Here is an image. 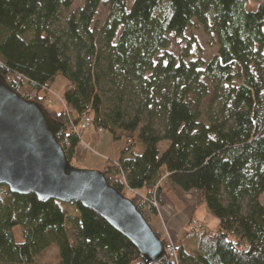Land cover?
Listing matches in <instances>:
<instances>
[{"label":"trees","instance_id":"16d2710c","mask_svg":"<svg viewBox=\"0 0 264 264\" xmlns=\"http://www.w3.org/2000/svg\"><path fill=\"white\" fill-rule=\"evenodd\" d=\"M75 1L0 0V75L64 126L57 139L73 166L85 117L126 140L102 172L165 248L153 225L164 195L199 194L218 224L189 221L179 264H264V0H81L64 15ZM102 5L109 15L96 27ZM192 29L217 42L209 60L167 51L173 41L188 49ZM59 76L58 110L48 92ZM53 245L58 264H148L82 205L0 185V264H37Z\"/></svg>","mask_w":264,"mask_h":264},{"label":"water","instance_id":"95a60500","mask_svg":"<svg viewBox=\"0 0 264 264\" xmlns=\"http://www.w3.org/2000/svg\"><path fill=\"white\" fill-rule=\"evenodd\" d=\"M63 132L38 102L22 98L0 75V185L41 202L80 204L128 239L145 262L160 264L167 258L163 240L102 171L69 162L57 139Z\"/></svg>","mask_w":264,"mask_h":264},{"label":"rangeland","instance_id":"374dc122","mask_svg":"<svg viewBox=\"0 0 264 264\" xmlns=\"http://www.w3.org/2000/svg\"><path fill=\"white\" fill-rule=\"evenodd\" d=\"M106 1L107 0H104V2ZM128 2L129 5L132 6L134 0H128ZM82 3L83 2L81 0H76L73 8L64 15H67L69 13H77L79 9L82 7ZM252 9L254 10L255 8ZM108 15L109 12L107 6L102 5L96 17L95 26L100 27L103 24V22L106 20ZM185 42L191 43V45L188 46V49L184 48L185 47L184 45H186L184 44V42L176 43V41H173L172 46L167 51L177 56L181 54L192 53L195 54L196 56H200L209 60L211 56H213L216 50V46L212 44L213 43L217 44L216 41L213 42L211 39L205 36L201 29L190 30L187 33ZM67 85H68V80L65 77L59 76L56 78V81L52 85L51 90L48 92L50 96L49 104L52 107L58 110L62 107L63 105L62 98ZM46 93L42 92L41 95H44ZM80 146L81 148H85V155L81 157L79 153V158H77L75 167L83 170L102 171L109 163L108 161L109 160L113 161L117 159L121 154L122 150L126 149L128 145L125 139L115 141L109 133L96 131L95 128L91 127L90 131L85 132L82 135V142ZM136 153L137 154L141 153V148L136 149ZM128 196L131 197V194ZM196 196L199 195L198 194L189 195L190 200L193 201V204L191 206L192 220H194L197 223L201 222L207 229L215 230L218 224V220L209 213L205 205H200V203L198 205V202L196 203V198H197ZM169 198L171 199L168 201L174 203L172 195H169ZM261 201L264 203V195L262 196ZM175 204L178 207L177 208L173 207V209L170 211L171 213H173L172 216L174 218L173 220L175 222V227L178 230L179 229L185 230L189 220L187 221L183 220L185 216L184 210L182 209L183 205H180L176 201ZM166 208L169 209V204H167ZM14 233L16 235L17 240L21 241L22 240L21 228L17 227L14 230ZM161 234L163 236V239L168 240L166 236L163 235V233ZM181 241L182 239L180 240L179 244L181 243ZM50 248H49L50 250L48 251L49 252L48 255H45L46 259L49 264H58L59 249L56 245H53ZM54 250H57V255L53 253Z\"/></svg>","mask_w":264,"mask_h":264},{"label":"crops","instance_id":"0c3cea01","mask_svg":"<svg viewBox=\"0 0 264 264\" xmlns=\"http://www.w3.org/2000/svg\"><path fill=\"white\" fill-rule=\"evenodd\" d=\"M79 153H80L81 157L83 155H85V148H81V146H80V149H79V152H78V158H79ZM169 195H172L174 203L168 201V200L171 199V198H169ZM196 197H197L196 198V203L198 202V205H199L200 196H196ZM164 199H165V202H164L163 205H161V207H159V216L154 221L153 225L157 229L158 232H161V233H163V235L166 236V238L168 239V242L170 244L179 245L180 240L182 239L181 243L184 240L185 232L188 231L187 225H188L189 222L187 223L185 230H183V229H179L178 230L175 227V222L173 220L174 218L172 216L173 213H171L170 211L173 209V207H175V208L178 207L175 204V201H176L180 205H183L182 209L184 210V213H185V216H184L183 220L184 221H187V220L190 221L192 219V211H191L192 207L191 206L193 204V201L190 200L189 195H180V194H178L176 192H170V193L165 194L164 195ZM167 204H169V209L166 208ZM198 223L201 224V222H198ZM50 249H53V248H50ZM50 249L44 251L37 258V261H36L37 264H49L45 255H48V253H49L48 251ZM53 253L55 255H57V250H54Z\"/></svg>","mask_w":264,"mask_h":264},{"label":"built area","instance_id":"2783aa9c","mask_svg":"<svg viewBox=\"0 0 264 264\" xmlns=\"http://www.w3.org/2000/svg\"><path fill=\"white\" fill-rule=\"evenodd\" d=\"M91 127H92V118L90 116L85 117L80 127L78 128V132L84 134L85 132L90 131ZM130 194L135 195L137 193L134 191H130ZM174 245L175 244H171L168 248H166V254L168 258L176 262L175 264H179L178 253Z\"/></svg>","mask_w":264,"mask_h":264}]
</instances>
